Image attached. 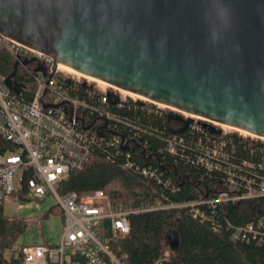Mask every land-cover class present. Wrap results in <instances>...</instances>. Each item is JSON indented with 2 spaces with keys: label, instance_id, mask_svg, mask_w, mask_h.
I'll return each mask as SVG.
<instances>
[{
  "label": "water",
  "instance_id": "water-1",
  "mask_svg": "<svg viewBox=\"0 0 264 264\" xmlns=\"http://www.w3.org/2000/svg\"><path fill=\"white\" fill-rule=\"evenodd\" d=\"M0 35L170 108L179 132L186 113L264 138V0H0ZM34 62L48 85L44 62L20 55L11 90Z\"/></svg>",
  "mask_w": 264,
  "mask_h": 264
},
{
  "label": "built area",
  "instance_id": "built-area-1",
  "mask_svg": "<svg viewBox=\"0 0 264 264\" xmlns=\"http://www.w3.org/2000/svg\"><path fill=\"white\" fill-rule=\"evenodd\" d=\"M0 48L6 49L14 59L20 55L36 57L53 72L47 85L44 73L34 70L36 90L32 99H27L26 86L20 93L14 92L6 84L8 73L0 70V135L17 147L0 152V205L10 195L26 190L30 198L54 197L63 213L60 241L53 246L25 245L24 264H124L114 255L112 242L130 234L132 214L157 207L134 209L114 205L102 189L79 194L61 191V188L69 174L82 169L104 144L127 149L134 142H140L138 131L132 135L118 132L116 122L127 121L116 108L140 107L155 113H169L171 109L89 76L70 73L61 65L53 70L52 57L2 35ZM31 64L33 68L37 66L36 62L22 64L26 74H31L27 68ZM43 98L60 106L45 108ZM184 116L193 121L184 134L173 133L167 150L177 153L178 144L191 138L190 132L197 133L194 143L198 150L197 163L210 171L221 187L213 197L170 206H189L194 217L206 219L203 206L216 209L264 199V138L236 129L227 130L225 125L194 115L184 113ZM88 125L90 128H86ZM183 125L184 122L177 128ZM123 166L132 168L135 163L127 159ZM142 172L146 176H159L157 169L143 168ZM166 183L169 185L170 181ZM226 222L237 240L255 239L264 243V214L239 226L228 219ZM155 264H171V259L162 257Z\"/></svg>",
  "mask_w": 264,
  "mask_h": 264
},
{
  "label": "trees",
  "instance_id": "trees-1",
  "mask_svg": "<svg viewBox=\"0 0 264 264\" xmlns=\"http://www.w3.org/2000/svg\"><path fill=\"white\" fill-rule=\"evenodd\" d=\"M13 63L14 56L0 48V70L10 73ZM27 68L31 74H26V68L20 67L17 78L26 86L25 97L32 99L36 90L35 73L32 64ZM116 111L127 121L116 122L118 132L132 135L138 131L140 142H134L127 149L104 144L82 169L69 174L61 188V191L79 194L102 189L114 205L134 209L157 207L130 216L131 232L112 242L114 255L124 264H155L166 256L170 257L171 264H264V243L255 239L250 242L237 240L226 222L228 219L234 226H239L257 220L264 214V199L216 209L203 206L208 216L206 219L194 217L189 206H170L213 197L220 190L221 186L212 173L197 163L198 150L194 143L198 134L186 133L185 136L192 137L179 143L177 153L172 154L167 150V143L173 133L179 131L177 127L182 121L174 120L169 113L150 112L140 107L116 108ZM16 148L0 135V152ZM127 159L135 166L124 167ZM143 168L157 169L159 176H146ZM8 200L20 204L30 197L23 190L10 195L0 205V264H24L23 247L28 244L21 239L27 224L7 213ZM51 212L60 213L63 218L57 203L46 211L44 217ZM173 234L176 244L171 242Z\"/></svg>",
  "mask_w": 264,
  "mask_h": 264
},
{
  "label": "rangeland",
  "instance_id": "rangeland-1",
  "mask_svg": "<svg viewBox=\"0 0 264 264\" xmlns=\"http://www.w3.org/2000/svg\"><path fill=\"white\" fill-rule=\"evenodd\" d=\"M226 129L233 128L226 127ZM56 203V199L52 196H47L44 199L30 198L20 204L12 201L6 203L7 213L23 219L27 224L26 232L21 239L22 242L35 245L42 242L57 244L60 241L63 232L62 216L60 213L51 212L48 217H44L46 211Z\"/></svg>",
  "mask_w": 264,
  "mask_h": 264
},
{
  "label": "bare ground",
  "instance_id": "bare-ground-1",
  "mask_svg": "<svg viewBox=\"0 0 264 264\" xmlns=\"http://www.w3.org/2000/svg\"><path fill=\"white\" fill-rule=\"evenodd\" d=\"M61 68L64 69L65 71L70 72V73L81 74L80 72L75 71L74 69H72V68H70V67H68V66H65V65H61ZM91 78H93V77H91ZM99 81H100V80H99ZM101 82H102V83H105V82H103V81H101ZM122 90H123V89H122ZM123 91H124V93H127V94H129V95L136 96V97H141V96H139V95H137V94H134V93H132V92H130V91H127V90H123Z\"/></svg>",
  "mask_w": 264,
  "mask_h": 264
},
{
  "label": "flooded vegetation",
  "instance_id": "flooded-vegetation-1",
  "mask_svg": "<svg viewBox=\"0 0 264 264\" xmlns=\"http://www.w3.org/2000/svg\"><path fill=\"white\" fill-rule=\"evenodd\" d=\"M14 60H15V59H14ZM20 67H22V64L19 65V68H20ZM174 120H176V121H178V122H181V120H179V119H174Z\"/></svg>",
  "mask_w": 264,
  "mask_h": 264
}]
</instances>
